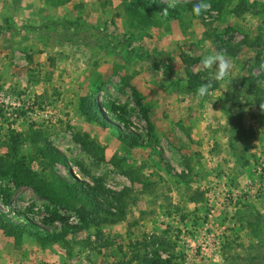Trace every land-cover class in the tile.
I'll list each match as a JSON object with an SVG mask.
<instances>
[{
    "label": "rangeland",
    "instance_id": "374dc122",
    "mask_svg": "<svg viewBox=\"0 0 264 264\" xmlns=\"http://www.w3.org/2000/svg\"><path fill=\"white\" fill-rule=\"evenodd\" d=\"M131 3L0 0L4 161L23 158L46 178L58 174L89 186L99 178L111 191L131 189L120 204L103 205L114 213L112 221L75 230L79 220L72 209L0 179L10 195L7 205L0 196V208L12 220L31 223L40 234L60 231L62 222L69 227L53 243L27 233L14 241L0 230V264H116L142 234L161 235L165 243L157 253L163 258L171 252L177 263L264 264V94L241 89L242 123L252 133L242 156L228 146L221 109L223 95L248 74L261 75L264 86V0H210L213 7L200 16L138 5L134 14ZM234 43L239 47L226 54L232 68L225 79L213 80L203 98L198 87L187 88L186 67L206 80L200 59ZM88 98L101 120L129 130L137 142H123L86 118ZM75 132L95 141L103 158L86 154L72 138ZM32 133L58 149L70 172L60 163L41 169L32 159L39 145ZM9 135L17 140L14 151ZM124 170L138 174L145 187L130 182Z\"/></svg>",
    "mask_w": 264,
    "mask_h": 264
},
{
    "label": "trees",
    "instance_id": "16d2710c",
    "mask_svg": "<svg viewBox=\"0 0 264 264\" xmlns=\"http://www.w3.org/2000/svg\"><path fill=\"white\" fill-rule=\"evenodd\" d=\"M130 1L132 2L130 11L134 14H137V12L133 9L136 8L135 5L151 11L159 10L161 13L164 9H167V12L171 14H177L179 11L183 10L192 12V7L197 2V0ZM238 47L239 43H234L232 46L227 48H221L218 46L217 51L231 55L238 49ZM185 75L187 77V88L192 91L199 85L206 82V80L200 79V74L198 72H192L188 70L187 67L185 68ZM261 77V75L248 74L246 77H243L233 83L230 91L222 97L221 109L230 132L228 146L232 150L235 149V151H239L241 156L244 151L249 148L248 142L252 136L251 129L244 127L242 123V105L240 101L241 89L247 86V90L251 94L259 97V94H264V86H260L259 84ZM130 93L134 102L139 107L141 116L145 120L147 127L150 128L151 125L146 116V111L143 107H141L138 93L132 86H130ZM83 113L86 118H95V121L102 127H109L114 130L123 142L129 144H135L137 142L134 134L129 130L120 127L117 124L111 123L108 120H101L102 118L99 108L94 98H88L86 100ZM72 138L79 144L80 148L86 154L95 159L103 158L101 147L98 146L95 141L88 138L86 134L75 132L72 135ZM9 139V149L10 151H14L17 140L14 135H9ZM30 140L32 142L38 141L39 143V145L35 147L32 159H34L36 163L40 164L41 169L47 166L51 167L54 163H60L64 165L68 172H70V167L58 149L51 146L49 142L41 139L40 136L35 133H32ZM110 161L114 166H118L117 160H113V158H111ZM122 173L130 182L138 183L142 187H145L146 182L138 174H135L134 171L124 170ZM0 179H8L14 188L29 187L37 197L48 200L50 203L61 207L72 209L79 220V223L73 227L75 230L87 229L91 226L97 227L100 223L112 221L110 216L114 215V213L103 205L107 207L112 206V201H115L114 203L116 204H120L122 199L129 191H131L128 187H124L119 191H111L100 183L99 178H92L93 186H89L76 178L69 180L65 179L58 174H52L50 178H46L44 176H39L38 173L33 170L23 158H13L11 162H8L4 161L1 155ZM0 194L2 204H9L10 195L8 191L0 188ZM119 213H122L121 208ZM18 215L21 214L18 213ZM31 225V223H26V221L23 220H12L6 211L0 208V230L4 235L12 237L14 241H18L24 233H27L34 235L36 239L41 242L53 243L63 240L64 235L69 229V227L62 222L60 231L40 234L38 231H32ZM98 235L99 232H96V238ZM164 243V238L161 235L142 234L139 238H136L133 242L128 244L127 257L118 260L116 264H182L173 262V254L171 252L163 258L157 253V250L160 249ZM162 251L165 252V248Z\"/></svg>",
    "mask_w": 264,
    "mask_h": 264
},
{
    "label": "clouds",
    "instance_id": "9594fccd",
    "mask_svg": "<svg viewBox=\"0 0 264 264\" xmlns=\"http://www.w3.org/2000/svg\"><path fill=\"white\" fill-rule=\"evenodd\" d=\"M211 7L210 0H197L192 7V14L200 16L202 13H207ZM163 12L167 15V9H164ZM200 64L202 66L201 70L206 73V82L198 86L197 95L203 98L209 94V90L213 86V80L221 81L229 75L232 64L223 52L203 56L200 59ZM259 109L264 113V99H261Z\"/></svg>",
    "mask_w": 264,
    "mask_h": 264
}]
</instances>
